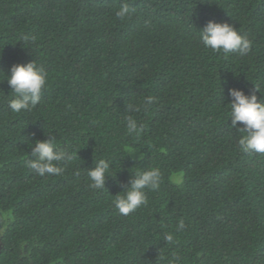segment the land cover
Here are the masks:
<instances>
[{"label":"trees","instance_id":"16d2710c","mask_svg":"<svg viewBox=\"0 0 264 264\" xmlns=\"http://www.w3.org/2000/svg\"><path fill=\"white\" fill-rule=\"evenodd\" d=\"M210 20L233 24L251 51L206 48ZM33 60L46 89L14 113L8 74ZM256 85L264 96V0H0V264H264V153L239 150L228 105L230 89ZM46 139L68 151L62 174L26 166ZM100 159L111 164L95 190L87 173ZM150 167L159 190L121 215L116 195Z\"/></svg>","mask_w":264,"mask_h":264},{"label":"clouds","instance_id":"9594fccd","mask_svg":"<svg viewBox=\"0 0 264 264\" xmlns=\"http://www.w3.org/2000/svg\"><path fill=\"white\" fill-rule=\"evenodd\" d=\"M131 12L132 9L125 3L119 7L115 15L123 20L130 16ZM200 39L206 48L213 52L222 51L224 54L237 53L239 56H245L252 47L251 40L228 22L210 20L200 30ZM21 40L24 44H32L36 37L25 35ZM47 81V70L42 65H38L35 60L27 64L12 65L7 82L15 94V98L9 102L10 109L14 113H20L35 108L41 101ZM257 90L260 91L257 85L251 94H246L242 89L237 88L229 90L231 100L228 105L230 106L231 127L237 128L238 124H242L243 127H239L238 131L245 133L238 141L239 150L243 153H264V96L258 97ZM153 103L154 97L148 96L143 101V107L147 110ZM129 107L134 108L135 111L139 110L135 105H129ZM125 120L129 134L139 137L143 133L144 125L138 124L135 118L127 116ZM67 152L65 149L58 148L52 139L37 141L33 148L36 158L26 161V166L40 176L62 174L64 169L57 164L65 160ZM73 156L74 154H71L67 158L72 160ZM110 164L109 160L100 159L93 169L88 170L90 188L95 190L104 188ZM135 173V178L131 180L130 186L123 191V195H116L113 201L115 208L124 216L148 203L146 189L156 191L161 186L163 174L159 167H150ZM171 179L177 184L181 182L179 174H174ZM184 227V220L181 219L176 225L175 231L179 232ZM164 239L167 243L175 242L174 234L171 232L166 233ZM180 259L178 255L173 256L169 264H179Z\"/></svg>","mask_w":264,"mask_h":264}]
</instances>
